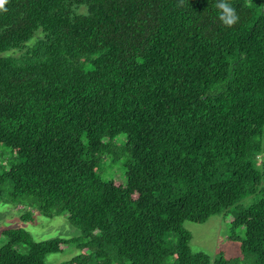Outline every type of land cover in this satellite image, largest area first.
Instances as JSON below:
<instances>
[{"label":"trees","instance_id":"16d2710c","mask_svg":"<svg viewBox=\"0 0 264 264\" xmlns=\"http://www.w3.org/2000/svg\"><path fill=\"white\" fill-rule=\"evenodd\" d=\"M0 146L9 200L80 232L5 230L0 264H211L183 224L230 209L264 264V0H0Z\"/></svg>","mask_w":264,"mask_h":264},{"label":"rangeland","instance_id":"374dc122","mask_svg":"<svg viewBox=\"0 0 264 264\" xmlns=\"http://www.w3.org/2000/svg\"><path fill=\"white\" fill-rule=\"evenodd\" d=\"M123 138V137H122ZM11 155L3 146H0V164H6ZM119 156V155H118ZM127 153H121L115 159L105 158L102 161L101 172L104 178L112 179L119 183H125L124 165L127 163ZM261 161V158L259 159ZM9 184L0 185V246L5 243L3 232L8 229L26 230L34 241H49L53 239H75L80 236L77 228L73 227L65 215L46 218L42 216L35 205L22 207L9 200ZM258 194L245 198L238 206L248 207L256 201ZM26 212L31 213L32 220H23L21 216ZM224 215L232 217V210H227L222 214L212 216L206 222L197 224L184 222L183 227L190 233L189 242L190 250L193 253H204L210 263L214 264L215 260L222 255L225 259L240 258L242 264H252L253 258L250 256L248 261L241 252V243L238 239L243 238V232L238 230L233 233L230 225L224 221ZM237 237L238 239H232ZM79 254L77 248L68 245L62 253L50 254L45 258L46 264H68L70 260Z\"/></svg>","mask_w":264,"mask_h":264},{"label":"clouds","instance_id":"9594fccd","mask_svg":"<svg viewBox=\"0 0 264 264\" xmlns=\"http://www.w3.org/2000/svg\"><path fill=\"white\" fill-rule=\"evenodd\" d=\"M217 7L222 11L220 18L224 24L230 26L235 23L237 17L235 16L233 9L227 3L221 2Z\"/></svg>","mask_w":264,"mask_h":264}]
</instances>
